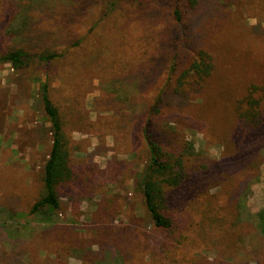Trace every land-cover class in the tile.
Masks as SVG:
<instances>
[{"label":"rangeland","instance_id":"374dc122","mask_svg":"<svg viewBox=\"0 0 264 264\" xmlns=\"http://www.w3.org/2000/svg\"><path fill=\"white\" fill-rule=\"evenodd\" d=\"M199 1L183 20L192 52L181 49L175 28L168 50L162 42L177 25L173 0H0V51L70 47L114 5L95 34L51 68L75 172L53 224L28 216L52 144L40 98L47 77L0 64V264H264V141L255 168L235 175L226 160L240 103L202 110L208 88L166 109L173 141L194 146L188 168L212 180L203 197L177 192L175 232L151 224L134 190L149 157L134 117L165 85L162 55L181 49L187 64L207 51L218 73L212 89L229 77L234 95L246 85L264 111V0Z\"/></svg>","mask_w":264,"mask_h":264},{"label":"trees","instance_id":"16d2710c","mask_svg":"<svg viewBox=\"0 0 264 264\" xmlns=\"http://www.w3.org/2000/svg\"><path fill=\"white\" fill-rule=\"evenodd\" d=\"M199 3V0H173L172 15L177 21V27L172 26L166 29L165 39L162 41L167 45L166 50H168L174 28L178 33L181 49H188L192 52L196 50L197 47L193 46L192 48L189 45L190 42L186 40L189 26L183 23V20L185 12L193 10L192 8L197 9ZM113 6L109 7L107 12L96 20V26L98 22H102L112 14ZM96 26L93 25L84 33L78 32L79 39L70 47L52 48L39 52L32 51L29 47L26 48L22 45H14L10 49L0 51V64H9L16 72L37 67L42 71L39 75L47 77V81L41 84L40 98L44 116L50 124L48 132L51 135L52 144L42 169V192L31 206L28 216L41 218L42 222L48 224L55 223L54 218L60 214L63 206L62 190L68 189L75 182V172L72 167L74 147L66 136L65 129L69 124L63 119L59 106L53 102L51 97V68L56 62L64 59L70 49L82 47L95 34ZM175 49L167 57L162 55L157 63V65L164 63L161 69L162 73L159 71V76H163L164 72L167 75L164 87L151 105L147 107V110L137 118L134 117L136 129L141 135L149 155L139 177L137 180L135 179L134 190L142 196L144 208L151 224L157 229L172 232H175L178 227L177 218L173 212V205L178 202L177 192L186 189L188 193L203 197L208 192L206 187L211 186L212 180L209 176L203 177L199 170L188 168V163L194 157V153L191 152L194 151V146L178 145L173 141L175 139L168 126L171 122L165 116L167 108L184 103L189 99L190 92L194 90L199 93L208 88L210 89L206 91H209V94L212 92L210 101L202 105V110L210 106L206 110L219 112L225 104L240 103L236 109L235 124L232 123L230 127L229 139L233 144V150L226 159L231 161V164L233 163L235 175L237 172L256 167L258 158L256 151L264 141L262 99L246 95L249 93L246 85L242 87L239 97L234 95L235 88L232 87L231 91L229 89V85L233 84V79L229 77H223L219 81L221 83L218 92L220 91V93L215 92V88L212 89V84L213 78H218V73H215L216 64L213 56L205 50H200L187 64H183L182 50ZM142 84H144L143 79L141 80ZM251 89L253 94L259 90L256 86H252ZM178 112L179 109H172L167 116L174 120Z\"/></svg>","mask_w":264,"mask_h":264}]
</instances>
